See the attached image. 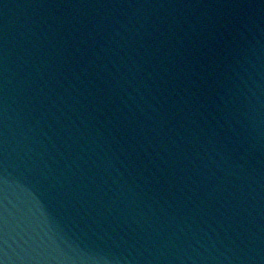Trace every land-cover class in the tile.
Instances as JSON below:
<instances>
[{
  "label": "water",
  "instance_id": "1",
  "mask_svg": "<svg viewBox=\"0 0 264 264\" xmlns=\"http://www.w3.org/2000/svg\"><path fill=\"white\" fill-rule=\"evenodd\" d=\"M2 264H264V0H0Z\"/></svg>",
  "mask_w": 264,
  "mask_h": 264
},
{
  "label": "clouds",
  "instance_id": "2",
  "mask_svg": "<svg viewBox=\"0 0 264 264\" xmlns=\"http://www.w3.org/2000/svg\"><path fill=\"white\" fill-rule=\"evenodd\" d=\"M0 264H2V262H0Z\"/></svg>",
  "mask_w": 264,
  "mask_h": 264
}]
</instances>
